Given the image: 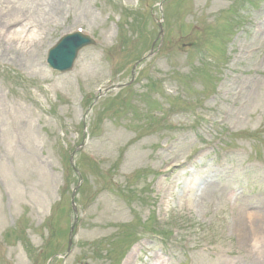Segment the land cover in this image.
I'll return each instance as SVG.
<instances>
[{
	"label": "rangeland",
	"instance_id": "1",
	"mask_svg": "<svg viewBox=\"0 0 264 264\" xmlns=\"http://www.w3.org/2000/svg\"><path fill=\"white\" fill-rule=\"evenodd\" d=\"M0 264H264V0H0Z\"/></svg>",
	"mask_w": 264,
	"mask_h": 264
},
{
	"label": "water",
	"instance_id": "2",
	"mask_svg": "<svg viewBox=\"0 0 264 264\" xmlns=\"http://www.w3.org/2000/svg\"><path fill=\"white\" fill-rule=\"evenodd\" d=\"M160 27H161V34H163V27L161 23H160ZM95 43H96L95 40L91 36L85 35L82 32H73L66 34L58 41V43L55 46L49 49L47 56L48 66L54 70L66 72L72 68L79 50L85 46L92 45ZM70 160L72 167L79 175L80 183H81L82 175L80 174V171L75 165L74 152L71 155ZM77 189L78 187L74 189L72 194V205L75 213H77V208L75 203V195ZM75 221H77V218L75 219Z\"/></svg>",
	"mask_w": 264,
	"mask_h": 264
},
{
	"label": "bare ground",
	"instance_id": "3",
	"mask_svg": "<svg viewBox=\"0 0 264 264\" xmlns=\"http://www.w3.org/2000/svg\"><path fill=\"white\" fill-rule=\"evenodd\" d=\"M258 239H259V238L256 236V237L254 238V241H255V242H257V241H258Z\"/></svg>",
	"mask_w": 264,
	"mask_h": 264
}]
</instances>
